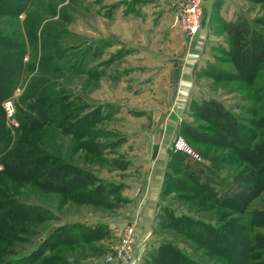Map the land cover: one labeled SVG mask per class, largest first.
<instances>
[{"label":"rangeland","instance_id":"obj_1","mask_svg":"<svg viewBox=\"0 0 264 264\" xmlns=\"http://www.w3.org/2000/svg\"><path fill=\"white\" fill-rule=\"evenodd\" d=\"M184 1L29 0L24 10L19 12L17 16L0 15V27L4 34L11 31L12 23H15V26L24 34L25 25L31 27L35 25L37 20H39L35 29L37 36L40 34L39 29L42 25L44 31H48L49 34L54 33V55L60 60L62 68L60 72L47 71L43 72V75L47 76V81L51 80L53 87L65 91L68 98H77L78 100H74L77 104L84 103L80 113L97 107L104 114L103 117L91 124L96 133L90 138L98 143L94 152L81 147L77 148L75 145L76 142L85 140L86 136L75 141L76 139L71 134L61 133L54 126H39L28 129L19 127L15 116L16 106L20 104L19 96L26 89L30 78L35 77L38 72L36 68L28 70L26 67H22L12 91L0 100V132L6 131L9 139L17 142L18 150L23 156H25L24 152L26 155L27 153L30 155L29 148L36 146L82 167L90 174L89 187L97 183L103 185V198L98 203L76 201L70 196L67 197L60 191L61 189L45 188L38 184L36 176L40 177L41 171L35 168L28 167L30 175L20 179L13 178L8 172L0 170V193L2 196L4 195L5 201L9 199L14 203L36 204L41 207L42 212L41 219L32 218L30 215L7 222L11 225L16 222L24 228L16 232V238L11 240L0 239V246L6 249L5 253L0 256V261L4 257L20 256L32 250L45 238L52 227L62 222L80 221L89 226L103 223L106 229L104 234L99 237L90 236L74 241L68 239L55 248L45 249L42 252V256L49 254L64 255L67 259L65 264H149L155 248L163 240L171 241L202 264L233 263L221 255L207 254L204 247L182 232L164 226L161 221L165 213L175 215L184 213L215 224H224L228 218L239 216V220L248 221L250 225L247 228L248 233L254 230L264 233V224L258 226L251 224L250 221L253 210H264V190L249 198L242 212L233 211L217 206L205 195L193 192L190 188L192 183L189 178L182 173L172 172L171 168L166 169L163 189L161 190L160 187L158 192L157 207L146 227L144 226L138 232L133 219L118 229L114 230L111 227V216L117 214V210L114 209H117L124 201L121 194L123 185L117 180L118 170L131 163L126 156L128 150L124 147L127 136L125 127H130L132 129L130 135L134 136L146 123L135 115L137 113L134 109L139 108V106L130 103L127 105L117 104L118 101H127V97L137 91L136 84L129 82L137 79L133 76H137L139 70L134 65L138 67L145 60L143 57H139L136 52L132 54V49H129L130 46L125 47L122 40L125 39L126 35H130L129 40H134L131 43L137 45L138 50H140L139 46H150L154 49L155 44L159 42L146 37L145 39L140 38V33H143L145 29L147 30L146 34L152 33L151 35H154L159 30V20L164 16L169 18L167 13H170L179 32L184 37L190 38L194 33L188 35L178 28L179 17L176 15V9L181 7ZM199 1L198 29L204 28L205 37L209 38L205 43V57L199 73L203 77L199 80V84L203 87L206 96L213 95L233 112L246 117L247 112L243 111V107L252 103L256 106L264 105V102L254 99L255 93L258 95L256 92L257 85H262L264 82V61L252 81L235 77L236 74L233 78L215 80L211 76L203 74L202 71L209 68L208 64H211L228 70L230 73H238L232 62L221 51L222 47L226 48L228 43L223 22L235 20L240 15L249 19H259L258 28L264 33V0H210L206 16L203 15V5L206 0ZM227 18L230 20H226ZM125 22L127 23L126 26ZM25 43L26 52L22 61L26 62L33 55L36 65L41 51V43L39 45L36 42L35 46L30 45L27 40ZM260 47L262 44H259L258 48ZM258 48L257 45L254 47L256 53L254 57L260 55ZM74 59L80 61L77 68L71 65V61ZM253 60L251 61V58L247 57L239 64L242 75H247L246 71L250 69ZM51 93L53 92L49 90V86L43 92L46 97H49ZM5 98H10L12 103V111L9 115L2 107V101ZM183 120L198 123L203 126V133H210L208 130L210 126L193 118L188 106L183 113ZM176 134L180 133L176 132L175 128V131L170 135V141ZM184 139L198 152L192 142L185 137ZM126 147L131 150L133 161L138 158L137 156L143 155L141 147L137 144L135 146L133 143L129 146L126 144ZM217 150L222 153L228 152L230 157L235 155L233 150L227 146L221 145ZM187 158L190 157L187 156ZM199 163L208 165L209 160L204 158L203 162ZM1 168L2 164L0 163ZM236 171V169L231 168L230 163H227L226 168L218 173L223 180L238 185L239 182L234 180ZM171 175H174L179 184L185 188L180 186L181 188L168 189L172 183L169 181ZM128 228L132 237L130 257L119 258L110 263L103 262L105 253L110 251L111 247L118 242L121 241L122 243L124 232Z\"/></svg>","mask_w":264,"mask_h":264},{"label":"trees","instance_id":"obj_2","mask_svg":"<svg viewBox=\"0 0 264 264\" xmlns=\"http://www.w3.org/2000/svg\"><path fill=\"white\" fill-rule=\"evenodd\" d=\"M28 2L29 0H0V15L15 17L24 10ZM38 23L39 20L35 21V25L31 27L25 25L24 34L15 26V23H12L11 31L5 34L0 27V100L10 94L22 67L28 70L36 68L38 71L36 76L30 78L26 89L19 96L20 104L16 106L15 112L18 126L25 129L54 126L61 133L71 134L75 141L86 136L85 140L78 141L75 145L77 148L81 147L94 152L98 143L90 138L96 133L91 124L104 114L97 107L80 113L84 103L77 104L74 101L78 100L77 98H68L65 91L53 87L51 80L47 81V76L43 75V72H60L62 67L60 60L54 55V33L49 34L48 31H44L42 25L39 29L40 34L37 36L35 29ZM259 23V19H249L241 15L235 20L224 21L223 26L228 43L227 47H222L221 51L232 62L238 73H230L211 64H208L209 68L203 69L202 73L215 80L233 78L236 74L235 77L252 81L264 61V33L259 30ZM25 40L33 46L36 42L39 45L41 43L36 65L33 55L26 62L22 61L26 52ZM259 44H262V47L258 48ZM256 45L260 55L254 57ZM247 57L251 58V61L254 60L253 63L251 62L250 69L246 71L247 75L244 76L240 72L239 64ZM78 62L80 61L74 59L71 65L77 68ZM48 86L53 93L46 97L43 92ZM256 92L258 95L255 93L254 99L264 102V82L262 85H257ZM188 107L193 118L210 126L208 127L210 133H203L202 125L183 119L178 122L176 132L192 142L200 155L208 159L209 163L201 164L187 158L182 151L169 148L160 185L161 190L166 178V169L171 168L172 172L182 173L189 178L193 192L205 195L219 207L242 212L248 199L264 190V105L256 106L252 103L243 107V111L247 112L246 117L233 112L221 100L213 96L198 100L191 99ZM1 111L3 114L2 108ZM221 145L230 147L235 154L234 157L228 156V152L222 153L217 150ZM29 152L34 155H28V153L26 155L24 152L25 156H23L18 150L17 142L11 141L6 131L0 132V163L2 164L0 170L8 172L13 178L20 179L30 175L29 168H35L41 171L40 177L36 176V180L45 188L61 189L60 191L67 197L70 196L76 201L98 203L102 200L103 185L97 183L89 187L90 174L82 167L36 146H31ZM26 158L28 159L25 161ZM227 163L237 170L234 180L239 182L238 185L223 180L219 175L218 172L225 169ZM169 164L171 165L168 167ZM169 181L172 183L168 189L185 188L179 184L174 175H171ZM1 196L0 193L1 240L16 238V232L24 228L16 222L14 225L7 222L30 215L32 218L41 219L40 206L22 202L14 203L9 199L5 201L4 195ZM6 203L8 205H5ZM251 214V224L258 226L264 224V210H253ZM239 218V216L231 217L224 224H215L184 213L178 215L165 213L161 222L164 226L180 231L197 242L209 255H221L233 262L232 264H264V233L257 230L248 233L247 228L250 227L248 221L245 222ZM105 230L103 223L89 226L80 221L62 222L52 227L45 238L32 250L20 256L4 257L0 264H65L67 259L64 255L42 256V252L45 249L51 250L68 239L74 241L90 236L99 237ZM5 250V247L0 246V256L5 253ZM149 264L202 263L171 241L163 240L155 248Z\"/></svg>","mask_w":264,"mask_h":264},{"label":"crops","instance_id":"obj_3","mask_svg":"<svg viewBox=\"0 0 264 264\" xmlns=\"http://www.w3.org/2000/svg\"><path fill=\"white\" fill-rule=\"evenodd\" d=\"M209 1L206 0L203 5L204 16L209 10ZM167 14L169 18L164 16L159 20L160 27L154 35L146 34L145 29L140 33V38L146 37L159 42L154 49L150 46H139L138 50L137 45L131 43L134 40H129L130 35L122 40L125 47L130 46L132 54L136 52L145 60L138 67L134 65L139 70L137 76H133L137 79L129 82L136 84L137 91L127 97V101H118L117 104L130 103L139 106L134 109L137 113L135 115L146 123L134 136L130 135L132 129L125 127L127 140L125 139L124 147L128 150L126 156L131 163L118 170L117 180L123 185L121 194L124 201L114 209L117 214L111 216V227L114 230L132 219L135 220L138 232L150 223L158 204L157 197L168 158L170 135L183 119L189 101L208 97L199 84L203 77L199 73L205 57V43L209 38L205 37L202 27L190 38L184 37L176 28L170 13ZM126 24L125 22V26ZM132 143L141 147L143 152L135 161L132 160L130 148L126 147V144L129 146Z\"/></svg>","mask_w":264,"mask_h":264},{"label":"built area","instance_id":"obj_4","mask_svg":"<svg viewBox=\"0 0 264 264\" xmlns=\"http://www.w3.org/2000/svg\"><path fill=\"white\" fill-rule=\"evenodd\" d=\"M199 0H185L181 7L176 9V15H178V28L185 34H193L199 27L200 6ZM2 107L6 114H10L12 111V103L10 98H5L2 101ZM170 148L172 150L182 151L189 156L192 160L203 162V157L193 149V147L186 142L184 137L180 134H176L171 138ZM132 237L130 235V229L128 228L124 232V237L116 245L111 247V250L105 253L103 262L110 263L111 261L118 260L119 258L130 257ZM126 243V244H124Z\"/></svg>","mask_w":264,"mask_h":264}]
</instances>
